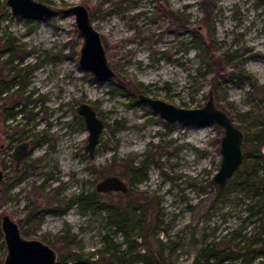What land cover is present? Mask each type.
Masks as SVG:
<instances>
[{
  "label": "rangeland",
  "instance_id": "rangeland-1",
  "mask_svg": "<svg viewBox=\"0 0 264 264\" xmlns=\"http://www.w3.org/2000/svg\"><path fill=\"white\" fill-rule=\"evenodd\" d=\"M39 1L58 13L22 17L0 0V264L5 213L26 237L56 248L57 264H263L259 244L222 262L198 258L205 243L250 231L257 197L236 174L224 185L214 181L222 127L167 122L139 94L197 108L212 92L249 149L248 138L264 124V0ZM77 4L101 33L116 77L99 81L81 67L83 36L65 11ZM82 103L105 123L93 157ZM21 141L30 150L17 167L13 150ZM143 162L147 178L132 184L128 168ZM107 175L131 192H97ZM33 206L36 218H28ZM119 207L136 208V216L113 217Z\"/></svg>",
  "mask_w": 264,
  "mask_h": 264
},
{
  "label": "water",
  "instance_id": "water-1",
  "mask_svg": "<svg viewBox=\"0 0 264 264\" xmlns=\"http://www.w3.org/2000/svg\"><path fill=\"white\" fill-rule=\"evenodd\" d=\"M7 3L11 6L13 14L27 18L43 19L58 13L56 8L39 0H7ZM65 11L75 14L78 30L83 36L79 58L81 67L93 73L99 81L116 77L117 74L109 63L101 33L95 28L87 7L77 4ZM1 47L0 40V49ZM139 98L147 102L167 122H180L185 125L214 123L222 127L224 134L220 141L221 164L213 179L218 185H224L236 174L244 161L243 144L246 134L227 111L217 106L212 92L206 104L197 108L179 107L143 93L139 94ZM79 113L83 115L89 130L86 151L93 157L105 123L87 103L80 105ZM29 145L28 141H22L15 146L13 156L17 167L27 155ZM96 190L100 193L116 191L127 194L129 186L118 175H107L96 184ZM1 230L6 247L4 264H57L60 257L57 249L42 239L26 237L20 224L9 213L2 216Z\"/></svg>",
  "mask_w": 264,
  "mask_h": 264
},
{
  "label": "trees",
  "instance_id": "trees-1",
  "mask_svg": "<svg viewBox=\"0 0 264 264\" xmlns=\"http://www.w3.org/2000/svg\"><path fill=\"white\" fill-rule=\"evenodd\" d=\"M11 48L14 53L20 54V51L16 49L15 46H12ZM248 141L250 147L246 150L244 148V161L236 172L235 180L240 182L242 185H246L248 191L253 192L254 196L257 197L256 206H258V216L255 225L250 229L249 232L243 233L244 229L239 228L233 230L227 235H224L222 239V243L224 245L218 241L205 243V246L202 247L200 251L201 256L198 258L200 259L203 257L206 262H209L213 258L217 259L219 262H222L228 258L233 259L234 254H232V251L234 250L237 251V253H251V251L254 250L252 246L258 244L261 246L260 249H262L264 252V173H259L260 169H264V124L258 131H255L252 136L248 138ZM142 164V167L132 165L130 168H128L132 184H136L139 180L147 178V166L145 162ZM218 188L221 189L220 186H218ZM130 192L131 190H129L128 193ZM85 203L88 207L94 206V197L91 198L90 196H86ZM36 210V206H33V208L29 211L28 218H30V215H34L33 218H36ZM128 214H133L136 216V208L131 207L129 210L128 207H119L116 209V213L113 217L117 216L123 220L125 215ZM35 222L37 224L39 223L36 219ZM138 224L141 227H146V218L142 216L140 219H138ZM239 238L240 240H238ZM244 240L246 242L243 244ZM72 242H74V239H66V244L71 245ZM59 248L61 249V246H59ZM67 252L72 253L71 249H69Z\"/></svg>",
  "mask_w": 264,
  "mask_h": 264
},
{
  "label": "bare ground",
  "instance_id": "bare-ground-1",
  "mask_svg": "<svg viewBox=\"0 0 264 264\" xmlns=\"http://www.w3.org/2000/svg\"><path fill=\"white\" fill-rule=\"evenodd\" d=\"M43 30V29H42ZM49 78V77H48ZM61 78H62V75L61 74H58V76H57V79L55 80V78H54V80L55 81H60L61 80ZM55 83V82H54ZM54 83H53V85H54ZM75 83V82H74ZM60 85H61V83H59ZM52 85V86H53ZM72 93H74V92H72ZM54 96V98L55 99H60V98H63V99H66V98H68V95L67 94H64V95H62V96H59L58 94H56V95H53ZM75 96V95H74ZM54 100V99H53ZM204 133V132H203ZM130 135V134H129ZM133 137H134V135H133ZM73 169H74V167H73Z\"/></svg>",
  "mask_w": 264,
  "mask_h": 264
},
{
  "label": "flooded vegetation",
  "instance_id": "flooded-vegetation-1",
  "mask_svg": "<svg viewBox=\"0 0 264 264\" xmlns=\"http://www.w3.org/2000/svg\"><path fill=\"white\" fill-rule=\"evenodd\" d=\"M21 142H22V141H21ZM29 144H30V143H29ZM29 150H30V145H29ZM28 153H29V151H28ZM28 153H27V154H28ZM26 156H27V155H26ZM26 156H25V157H26ZM25 157H24V158H25ZM17 169H18V168H17ZM99 193H100V192H99Z\"/></svg>",
  "mask_w": 264,
  "mask_h": 264
}]
</instances>
